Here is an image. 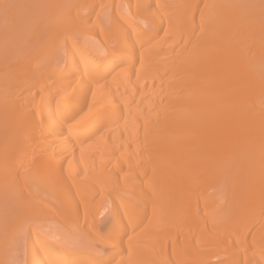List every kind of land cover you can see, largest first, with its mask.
Instances as JSON below:
<instances>
[{
	"label": "bare ground",
	"instance_id": "obj_1",
	"mask_svg": "<svg viewBox=\"0 0 264 264\" xmlns=\"http://www.w3.org/2000/svg\"><path fill=\"white\" fill-rule=\"evenodd\" d=\"M1 14L0 174L35 215L2 264H264V0Z\"/></svg>",
	"mask_w": 264,
	"mask_h": 264
},
{
	"label": "rangeland",
	"instance_id": "obj_2",
	"mask_svg": "<svg viewBox=\"0 0 264 264\" xmlns=\"http://www.w3.org/2000/svg\"><path fill=\"white\" fill-rule=\"evenodd\" d=\"M7 17V16H2V14L0 15V20L2 19V20H4L5 18ZM9 17V16H8ZM7 17V18H8ZM6 18V19H7ZM2 20L0 21V25H2V24H7L6 22H5V20L3 21V22H5V23H2ZM6 21H10V23H11V21L12 20H6ZM29 22V21H28ZM2 23V24H1ZM9 23V22H8ZM14 23L15 22H12V25H14ZM18 23V22H17ZM21 22H19V24H20ZM29 23H31V22H29ZM37 23V22H36ZM90 23H92L91 21L89 22L88 21V25L90 24ZM19 24H18V26H19ZM22 24H23V22H22ZM25 24V23H24ZM27 24V23H26ZM26 24H25V26H26ZM40 24V23H39ZM39 24L37 23V25L39 26ZM11 25V24H10ZM21 25V24H20ZM31 25L33 26H31L32 27V29L34 30V27H36L37 28V25L36 26H34L32 23H31ZM5 26V25H4ZM3 26V27H4ZM8 26L9 25H6V30H8ZM15 26H17V25H14L13 26V28L15 27ZM17 26V27H18ZM1 28H2V26H0ZM12 27V26H11ZM11 27H9V29H11ZM28 26H26V28H27ZM30 27V28H31ZM5 28V27H4ZM16 28V27H15ZM22 28H23V26H22ZM21 28V29H22ZM35 28V29H36ZM3 29V28H2ZM1 29V31H3ZM24 29V28H23ZM5 30V29H4ZM19 30V29H18ZM31 30V29H30ZM32 30V31H33ZM0 31V32H1ZM3 32H5V31H3ZM10 32H12V30H10ZM13 32H15V29H13ZM17 32V31H16ZM23 32H26V30L25 31H22V35H23ZM29 32V31H28ZM31 32V31H30ZM8 33V31L7 32H5V34H7ZM19 32H17L16 34H18ZM10 34V33H9ZM13 34V33H12ZM20 35H21V33H19ZM18 34V36L17 35H15L16 36V38L13 40V37L11 38L10 36H8V34H7V36L8 37H6L5 35H3V33L1 32V35H3L2 37L4 38V37H6L7 39H9V37H10V39H12V41L11 40H8V41H11V42H16L20 37L22 38V36H20ZM25 34V33H24ZM26 35H27V33H26ZM25 35V36H26ZM14 36V37H15ZM6 38H4V39H2V42H3V40H5ZM23 38H24V36H23ZM1 39V38H0ZM17 39V40H16ZM6 41V40H5ZM7 41V42H8ZM1 42V41H0ZM6 42V43H7ZM4 158H1L0 157V173H2L3 171H5L6 170V168H5V166H4ZM0 255H2V256H0V264H2V261L4 260V259H2L1 260V258L3 257H5V253H7L8 252V250L11 248V246H9L10 248H8V250H7V247H8V245L10 244V242L12 241L13 242V240H14V236H16V234L18 235V232H19V230H20V227L24 224V223H26V222H24V221H26V220H29L30 218H32V216L34 215H32V211L31 212H29V209L28 208H26L25 207V202H24V200L25 201H27V197L29 196V194L30 193H33L34 191H32L33 190V185L32 186H30L31 184H26V182H25V180H23V183H22V177H20V176H16V177H7V176H5V177H7V178H5L3 175H1L0 174ZM20 177V178H19ZM5 178V179H4ZM17 178H19V180H21V181H18V179ZM3 179V180H2ZM16 179H17V181H16ZM27 181V180H26ZM1 182H2V184H1ZM32 182V181H31ZM22 184H24L25 186H27L28 187V190H27V188L25 187V188H23V186L24 185H22ZM33 184V183H32ZM36 184V183H35ZM10 186V187H9ZM35 186V185H34ZM31 187V188H30ZM31 189V190H30ZM8 190H9V192H8ZM32 191V192H31ZM4 192V193H3ZM29 192V193H28ZM28 195V196H27ZM27 196V197H26ZM27 203V202H26ZM25 208L26 209H28V212L25 210ZM33 213H35V212H33ZM36 214V213H35ZM30 216V217H29ZM35 216V215H34ZM33 216V218H35ZM48 216V215H47ZM37 217V216H36ZM58 218H60V217H58ZM57 218V219H58ZM26 219V220H25ZM62 221H66V220H68L66 217H65V219L61 216V218H60ZM59 220V219H58ZM60 220V223H62V221ZM66 222H68V221H66ZM64 223V224H67V223ZM71 222H73V223H75L74 221H72L71 220ZM71 222H69V226H72V225H70V223ZM63 224V223H62ZM25 225V224H24ZM68 225V224H67ZM74 225H76V224H74ZM74 227V226H73ZM89 232H90V230H89ZM89 232H84V233H78V234H81V236H83V237H85L86 239H89V235H88V233ZM14 237V238H13ZM88 237V238H87ZM11 239H13V240H11ZM8 240H11L8 244L6 243V241L8 242ZM11 242V243H12ZM7 245V246H6ZM5 246V247H4ZM7 251V252H4V251ZM3 253H4V256H3ZM8 255L10 254V250H9V253H7ZM7 257V256H6Z\"/></svg>",
	"mask_w": 264,
	"mask_h": 264
}]
</instances>
